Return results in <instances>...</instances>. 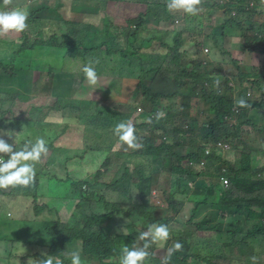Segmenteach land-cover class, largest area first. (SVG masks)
<instances>
[{
	"label": "trees",
	"instance_id": "16d2710c",
	"mask_svg": "<svg viewBox=\"0 0 264 264\" xmlns=\"http://www.w3.org/2000/svg\"><path fill=\"white\" fill-rule=\"evenodd\" d=\"M167 2L44 0L39 4L36 0H11L7 6L24 9L27 24L31 25L21 33L0 37V43L19 41L17 54L32 51L37 67L15 70L0 65V82L15 80L20 87L19 91L14 87L4 93L0 88V131L18 136L17 151L42 137L51 152L42 157L48 163L36 164L32 185L0 189L2 201L4 197L14 200L12 210L0 201V264H28L30 258L35 264L43 258L42 253L55 256L60 264H71L70 256L65 254L68 246L74 250V246L92 241L98 242L101 251L95 254L82 250V264H88L86 259L89 264H119L121 249L132 244L142 246L137 237L151 223L168 225L170 239L163 247L153 245L145 264H162L165 255L158 256L159 250L167 252L175 241L183 248L172 255L169 264H253L252 257H256L255 264H264V140L260 148H255L257 142L246 130L252 129L264 138V70L257 67L248 72L240 66L241 59L232 57L222 66L200 60L203 47L216 50L221 40V51H225L223 39L228 30L241 35L242 51L238 56L252 53L264 57V22L256 20L264 14V6L258 9L260 0H202L199 7L207 15L201 16L210 27L204 26L205 38L198 42L195 37L184 41L182 35L188 33L200 14L183 12L185 27L173 30L175 17L167 10ZM55 3L60 6L53 8ZM110 4H139L146 10L126 20V26L114 27L117 34L112 38L105 24ZM3 7L0 0V10ZM220 11H224L221 17ZM51 25L58 27L60 34ZM151 25L160 27L152 29ZM168 37L172 38L170 42L162 40ZM156 41L159 46L154 45ZM47 48L63 54L58 66L47 65L40 57L38 50ZM77 60L82 64H65ZM89 60H99L95 65L98 78L101 71L107 74L105 82L111 88L113 77L124 79L126 99L138 100L136 105H124L118 93L109 88L103 91L98 82L95 86L87 84L81 66ZM233 79L241 86L238 95ZM39 80L44 86L43 95L34 94L33 86ZM246 85L256 87L258 97L247 99L251 107L241 108L237 114L236 101L243 97ZM105 98L112 102H103ZM139 105L141 113L131 112ZM161 109L166 116L157 122L154 115ZM54 114L58 119L49 121ZM127 120L136 129L142 144L139 150L125 151L127 146L113 132L117 123ZM71 122L83 128L84 146L64 158L53 150L67 152V146H56L47 134L36 132L32 138L22 137L31 125L36 130L58 127L60 136H65L72 128ZM219 142L233 146V160L225 157L223 149L214 147ZM207 149L212 150L210 155L205 154ZM104 154H110L105 161L112 158L111 162L117 164L109 185L99 181L108 173L101 172L98 162ZM76 159L82 163L80 170L83 163L95 170L74 177L71 166ZM60 164L67 174L61 180L66 184L65 195L58 184L54 191H48L47 166ZM223 167L227 173H222ZM163 173L167 189L162 204H157L152 191L161 188L155 176ZM223 177L229 180L226 188ZM73 191L78 195H72ZM212 197L216 202L210 204ZM22 199L28 204H22ZM187 203L192 207L184 221L179 216ZM8 211L13 213L9 217ZM118 222L121 228L113 233Z\"/></svg>",
	"mask_w": 264,
	"mask_h": 264
},
{
	"label": "rangeland",
	"instance_id": "374dc122",
	"mask_svg": "<svg viewBox=\"0 0 264 264\" xmlns=\"http://www.w3.org/2000/svg\"><path fill=\"white\" fill-rule=\"evenodd\" d=\"M36 1H37V3L40 4L44 0H36ZM48 6H49V4H48ZM59 6H56V3H55L53 5V8L59 7ZM260 8H262V6L258 5V9H260ZM145 10H146V8L142 5H139V4L138 5H129V6L124 5L123 7H116L114 4H110V6L107 8L108 16L105 18V24H107L110 27L111 37L114 38L117 34L114 27L126 26V23H125L126 20L133 19V18L137 17L140 13H144ZM49 13H50V11H47V14H49ZM171 13L175 17V19L173 20V24H174L173 27L174 28H172V29L174 30L176 28L177 29L176 31L182 30L185 27V23L183 20V16H184L183 12L182 11H174ZM222 13H224V11L219 12V17L222 16ZM198 14H200L199 17H197L196 19L193 20L192 25L189 27V29L187 31L188 33H185L182 35V38L184 41H191L192 38L195 37L196 41L201 42L203 40V38H205L204 37L205 34L203 33L204 26H205V28H209L210 24L208 21H205V19H203V17L201 15H203L205 17L207 15L206 10L201 9ZM51 15L53 16L52 18L55 19L56 14L52 13ZM256 20L258 22H264V14H260V15L256 16ZM30 25H31V23L28 26L30 27ZM152 25H155V24H152ZM152 25H151L152 29L153 28L157 29L160 27L159 25H158L159 27L158 26L155 27ZM51 27L55 32L60 34V30L58 27L53 26V25H51ZM40 29H42V26ZM40 29H39V31H40ZM225 31H227V29H225ZM38 32H34L33 34H36ZM230 33H235V35L232 34V35L228 36ZM226 37L227 38H226V46H225L226 50L225 51L236 52L237 57L235 55H233V56L227 55L226 56L224 54L225 51H221V49H222V40H221V42L218 44L219 48H216V50H213V48L211 50L209 47H203L202 52H201L202 57L200 60L204 63H209V62L219 63L220 66H222L224 64V62L227 59H229V57H232L234 59L235 58H238L239 60L241 59L240 66H244L245 63L248 62L245 58L246 53L243 56H238V52H239V49H241V43H242L241 35L239 34V32L237 33V32L228 30ZM171 39H172L171 37L162 38L163 41L167 40L169 42L171 41ZM13 42H15V41H13ZM17 42H19V41H17ZM159 44L160 43L158 41H156L154 43V45H157V46H159ZM208 45L210 47H213L211 42H208ZM19 47H20V44H18V43L15 44V46H13V47L9 46L8 43H6V44L0 43V65H3V66L9 65V66L13 67V69H15V70H17L19 68H24V67H31L33 69H36L37 61L35 60V58L33 57V58L29 59V58H25L23 56V54H17V50L19 49ZM205 49H209L210 51L205 52ZM38 51L40 53V57L44 60L45 64H47V65L49 64V65H57L58 66L59 61H62L61 57L63 56V54L60 53V50H51V49L47 48L46 50L41 49ZM209 56H210V58H209ZM206 57H208V58L206 59ZM74 63H78L77 65H79V64H82V61L77 60V61H66L65 62V64H71V65ZM248 63L249 64L247 66H249V67H255V68L258 67L261 71L264 70V57L259 58V56H257V55L252 56ZM81 67H83V65ZM104 71H106V70H104ZM44 74H45V76H47L46 73H44ZM53 75H56V74H53ZM107 76L108 75L103 73V71L99 72L98 83L101 84V88L103 89V91L106 88L112 89L114 92L118 93L121 96V98H123L125 100L124 105H127V106L128 105H136V102L138 100H132L130 98L126 99L127 97L125 95V92H126L127 87H126L125 80L122 78L113 77L112 88H111L105 82L107 79ZM79 79L80 78L77 77L76 81H78ZM232 84L234 87H239V82L235 79L232 80ZM14 87H16L17 91L20 90V87L17 84H15V80L13 82H6L4 80H2L0 82V88L2 89L3 93L7 92V91H11V89H13ZM43 87L44 86L42 85V81L39 80L33 86L34 94L35 95H43L45 93ZM74 88H75V86L72 87V89H74ZM245 89H246V91L249 90V92H251V95H250L251 100H254L255 97H258V95H255V93L258 92L256 87L251 86V85H246ZM251 90H253L254 93ZM102 101L107 102V103L112 102L111 99H107V98H105L104 100L102 99ZM197 102L196 101L193 102L194 105H196ZM200 105L203 106L204 104L200 103ZM135 111L138 113H141L143 111V109L141 108V105L138 106L137 110H136V107L131 109V112H135ZM70 126L72 128L68 131V133L65 136H60L61 134H60V131L58 130V127L57 128L54 127V129L52 131L48 130L47 128H43V127L38 128L36 130L35 126L32 127V125H31V126H29V128H31L30 131L26 132L22 137L23 138H25V137L32 138L36 132H38V134H47L48 139L54 140L56 146H60V147L67 146V148L64 149L67 152H64V151L57 149V148H55L53 150L58 157L64 158L67 154H71L68 152L75 150L76 148H82L84 146V144H83V128L80 127V125H78L76 122H71ZM246 130L248 131L247 134H248L249 138H251L252 141L257 142L255 144V148H260L262 146L261 141H263L264 138H261L260 135L257 134L256 132H254L252 129H246ZM6 133H8V132L0 131V134H6ZM11 133H12L11 139H9V137L7 135H5L3 138L8 143L12 144L15 147L17 145V143L19 142L17 140L18 136L14 135L13 132H11ZM16 149H18V148H16ZM49 152H51V150H49ZM224 152H225L226 158H228L229 160L234 159V155H233L234 149H233V146L231 144H230L229 149L225 150ZM106 155L108 157L110 154L109 155L104 154L100 159H98V162L101 164V172H108L104 176V178L99 179V181L104 185H109L111 183L116 171H117L116 170L117 164H116V162H114V163L111 162L112 158H110L108 161H105L107 159ZM41 161L43 163H48L49 160L46 158V159H42ZM81 166H82V163L79 162L78 159H76L71 166L73 168L71 171V175H73L76 178H80L82 176H85L88 172L95 170L91 167H88L84 163H83V169L80 170L79 168ZM47 169H48V173L50 174L48 191L49 190L54 191V186L58 184V186L61 189V194L65 195L66 184L64 182H61V180L65 179L67 176L64 167H62V165L60 164L58 166H47ZM146 172L149 173V170L147 169ZM95 173H97V171ZM60 174H62V176L59 178ZM155 177H157L159 179V183L161 185V188L159 190L152 191V196H154V199L156 200L157 204H162V194H163V191L167 189V176H166V173H163L162 175L155 176ZM31 188H33V186ZM216 193L217 194L219 193L218 190L216 191ZM22 195L23 194H21L20 197L24 198L25 196H22ZM72 195L77 196L78 193L73 191ZM178 198L184 199V197H178ZM3 199L4 200L2 201L0 198V201H2L3 205L7 204L9 206V210H12L14 200L12 198H9V197H4ZM196 200H198V199L196 198L195 201ZM214 202H216L215 197H212L208 200V203H210V204H212ZM21 203L22 204H28V201L26 199H22ZM191 207H192V204L187 203L183 213L179 216V219H183L184 221H186L188 219L187 215H188L189 209ZM8 212H10V211H8ZM10 214H13V213L10 212L6 215L9 217ZM176 220L177 219H175V221ZM118 224H119L118 228H115V227L112 228L111 231L113 233L118 232L119 229L121 228V222H118ZM177 226L180 227L179 224H177ZM76 248H78L83 255H85V253H83L82 250H86L85 252H93L95 254H97L101 251L99 248V244L96 241L84 243V245H77V246L73 247V249H76ZM71 249H72V246L69 245L68 250L70 251ZM163 255H166V251L162 248L159 250L158 256L163 257ZM86 262L89 264L88 259H86Z\"/></svg>",
	"mask_w": 264,
	"mask_h": 264
},
{
	"label": "clouds",
	"instance_id": "9594fccd",
	"mask_svg": "<svg viewBox=\"0 0 264 264\" xmlns=\"http://www.w3.org/2000/svg\"><path fill=\"white\" fill-rule=\"evenodd\" d=\"M201 2L202 0H168L167 10L169 12L182 11L188 15L195 16L201 10L199 7ZM2 4L4 7L3 10H0V37L7 36L10 32L21 33L25 31L28 27V13L24 9L8 8L7 6L11 4V0H2ZM260 5L264 6V0H260ZM98 63L99 60H89L82 68L86 83L89 85L95 86L98 82L99 78L95 69V65ZM215 85L219 87V81H216ZM236 105L234 110L237 114L241 111V108L251 107L243 97L236 101ZM165 116L166 113L161 109L155 113L154 118L158 122ZM56 119H58L57 114L48 117L49 121ZM148 122H152L151 117ZM113 132L118 137V141L127 146L125 151L142 148L131 120L120 121L115 125ZM11 134V132L0 134V189L3 190H7L10 187H28L32 185L36 176V164L41 161L42 157H46L49 152L47 142L42 137H38L35 143L31 141L25 143L23 148L17 151L12 144L3 138L7 135L11 139ZM5 155L8 156V159H5ZM169 239L170 229L168 225L151 223L148 225L147 230L141 232L137 237L138 241L143 242L142 246L132 244L131 247L124 246L121 249L119 264H145V261L152 255L149 249L153 245L163 247ZM182 248L183 245L179 241H175L167 249L162 264H169L172 255L181 251ZM65 254L70 256L71 264H82L81 252L78 248L71 251L67 250ZM41 255L43 258L39 261L35 260V264H60V261L55 256L47 253H42ZM251 259L253 264H255L256 257ZM28 264H33V259L30 258Z\"/></svg>",
	"mask_w": 264,
	"mask_h": 264
},
{
	"label": "crops",
	"instance_id": "0c3cea01",
	"mask_svg": "<svg viewBox=\"0 0 264 264\" xmlns=\"http://www.w3.org/2000/svg\"><path fill=\"white\" fill-rule=\"evenodd\" d=\"M228 37V36H227ZM227 37H225L224 39H223V44H224V49H225V46H226V38ZM12 44L11 45H9V46H11V47H13V46H15L14 44L15 43H17V41H15V42H11ZM226 50V49H225ZM242 51V43H241V49H239V51ZM32 51H26V52H23V53H21V54H23V56L25 57V58H33V56H32ZM252 56H254L252 53H246V56H245V58H246V60L249 62V60H250V58L252 57ZM202 57V56H201ZM204 57V56H203ZM208 57H206V59H207ZM209 58H210V56H209ZM248 62H246L245 63V65H244V67L246 68V70L248 71V72H251V71H254V69H256L255 67H249V66H247L249 63ZM204 64H206V63H204ZM246 87V86H245ZM240 89H241V86L239 85V87H235V92H236V95H238V93L240 92ZM252 92H253V90H251ZM243 98L246 100V101H248L247 99H250V95H251V92H249V90L248 91H246V89H244L243 90ZM254 93V92H253Z\"/></svg>",
	"mask_w": 264,
	"mask_h": 264
},
{
	"label": "built area",
	"instance_id": "2783aa9c",
	"mask_svg": "<svg viewBox=\"0 0 264 264\" xmlns=\"http://www.w3.org/2000/svg\"><path fill=\"white\" fill-rule=\"evenodd\" d=\"M205 52H209V49H205ZM214 147L220 151V149H223L224 151L229 149L230 145L227 144V143H222V142H219L217 143L216 145H214ZM212 152L211 149H207L206 150V155H210ZM205 165V162H201V166H204ZM227 172V169L226 168H223L222 169V173H226ZM222 183H223V186L226 188L228 185H229V180L226 178V177H223L222 179Z\"/></svg>",
	"mask_w": 264,
	"mask_h": 264
}]
</instances>
